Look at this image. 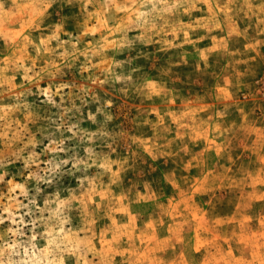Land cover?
Listing matches in <instances>:
<instances>
[{
  "label": "rangeland",
  "instance_id": "rangeland-1",
  "mask_svg": "<svg viewBox=\"0 0 264 264\" xmlns=\"http://www.w3.org/2000/svg\"><path fill=\"white\" fill-rule=\"evenodd\" d=\"M0 264H264V0H0Z\"/></svg>",
  "mask_w": 264,
  "mask_h": 264
}]
</instances>
